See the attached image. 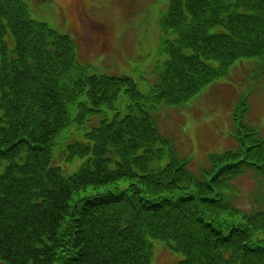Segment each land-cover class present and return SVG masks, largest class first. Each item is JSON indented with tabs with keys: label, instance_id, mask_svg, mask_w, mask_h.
Here are the masks:
<instances>
[{
	"label": "trees",
	"instance_id": "16d2710c",
	"mask_svg": "<svg viewBox=\"0 0 264 264\" xmlns=\"http://www.w3.org/2000/svg\"><path fill=\"white\" fill-rule=\"evenodd\" d=\"M169 1L159 47L168 61L144 92L129 75L76 65L71 36L26 0H0V43L16 36L0 59V264H153L150 238L183 252L176 264H264V212L241 208L233 184L264 173V137L243 120L250 102L224 130L237 148L208 154L197 173L152 116L238 59L264 69V0ZM62 140L61 158L85 157L72 174L53 163Z\"/></svg>",
	"mask_w": 264,
	"mask_h": 264
},
{
	"label": "rangeland",
	"instance_id": "374dc122",
	"mask_svg": "<svg viewBox=\"0 0 264 264\" xmlns=\"http://www.w3.org/2000/svg\"><path fill=\"white\" fill-rule=\"evenodd\" d=\"M26 1L35 18L49 23L64 34L71 35L77 45L78 38L83 36L81 32L91 38V41H85L82 53L80 54L79 51L78 53L81 61L90 63L97 73L129 75L136 78L140 89L146 92L153 82L151 72L158 71L161 63L168 61L167 53L159 50L164 35L161 21L169 9L168 0H88V14L97 22L108 25L111 30V42L107 47L100 44L98 46V43L94 42L93 35L82 30L78 18L69 6L70 0ZM91 3L94 7L90 5ZM123 18L125 22L121 21ZM119 27L127 34L126 37L119 34L125 41L119 39L117 35L120 32ZM14 39L11 32L4 39L9 51L15 47ZM100 51L102 53L97 54ZM92 52L93 56L86 57L83 54ZM113 54L119 56L122 61L112 56ZM242 65L248 72L245 79L241 80L237 71H241ZM227 71L225 75L204 86L183 104L162 103L154 111L160 130L169 138L172 137L177 147L180 145L182 154L188 159L187 167L196 173L209 163L208 154L221 152L220 148L212 150V145L235 146V142L230 137H226L224 125L232 126V115L242 98H247L250 109L252 107L251 111L249 109L248 113L244 114L243 120L249 123V127L255 126L260 130L256 138L264 137V69L259 68L255 59L244 58L230 65ZM206 103H212L210 108ZM220 134L226 138L221 139ZM64 141H60L61 147L53 148V163L60 165L63 173L72 174L85 157H76L71 162L61 158L60 149L64 146ZM205 149L208 151L207 154ZM169 159L170 154L167 153L163 159L164 163L159 164V167L166 165L165 162ZM4 164L0 166V172ZM110 166L115 167V163L112 162ZM151 167L156 168L157 164L153 162ZM260 180H264L263 174L251 170L235 180L242 190L246 189L248 192V195L240 200L243 206L252 208L255 198L260 195L263 197L257 200L254 213L264 212V189H260ZM131 182L129 178L125 187ZM125 187L111 188V190ZM91 191L93 186H88V190L83 193ZM151 241L153 264H171V258L162 256V251L165 249L174 255L175 262L182 257V253L172 248L168 241L156 238Z\"/></svg>",
	"mask_w": 264,
	"mask_h": 264
},
{
	"label": "flooded vegetation",
	"instance_id": "af4514ba",
	"mask_svg": "<svg viewBox=\"0 0 264 264\" xmlns=\"http://www.w3.org/2000/svg\"><path fill=\"white\" fill-rule=\"evenodd\" d=\"M77 4H78L79 9L83 12V14H86L84 0H77ZM87 20H88L89 26H91L92 31L95 33V36L97 37L98 44H100L101 46L107 47L110 43V39L108 35L109 32L107 28L102 24L94 23L88 17H87Z\"/></svg>",
	"mask_w": 264,
	"mask_h": 264
}]
</instances>
